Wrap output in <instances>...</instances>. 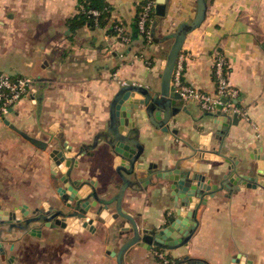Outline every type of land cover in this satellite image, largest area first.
<instances>
[{
	"label": "crops",
	"instance_id": "crops-1",
	"mask_svg": "<svg viewBox=\"0 0 264 264\" xmlns=\"http://www.w3.org/2000/svg\"><path fill=\"white\" fill-rule=\"evenodd\" d=\"M106 1L111 12L103 27L85 24L71 32L65 22L75 14L76 0H0V72L35 79L27 96L12 109V119L0 120L10 129H0V211L22 205L28 214L35 206L46 209L56 201L51 180L56 168L49 151L57 147L63 148L68 162L73 159L74 177L90 180L104 198L116 192L113 183L121 180L105 137L109 102L120 86L118 81L159 87L170 35L180 22L193 19L196 0H164L163 15L157 14L159 0H152L150 39L146 40L134 28L136 5L143 0ZM206 4L204 20L186 35L178 57L182 81L213 94L214 62L217 57L224 59L227 80L237 89V104L248 119L237 115L221 152L237 160L238 171L246 173L248 165H255L254 158L264 156V0H206ZM116 21L125 27L128 44L108 32ZM185 105L190 115L181 113L171 123L176 134L156 130L144 118L134 119L144 147L142 166L153 163L166 168L180 160L181 167L206 173L215 181L214 175L225 172L226 163L184 159L192 152L181 140L213 127L211 117H205L195 102ZM5 120L51 146L36 147ZM78 149L83 150L80 155L75 154ZM153 182L127 189L122 199L124 211L140 228H157L171 210L169 182ZM113 210L112 204L96 216L90 208L92 231L65 228L47 230L42 236L15 228L3 231L5 258L0 256V264H116L107 245L116 251L125 239L116 237L119 219L112 218ZM195 220L185 244L162 249L170 264L184 257L205 264H232L234 259L264 264L263 188L216 192L200 204ZM0 223L6 230L5 221ZM155 250L131 247L123 255V264H162ZM10 255L13 261H7Z\"/></svg>",
	"mask_w": 264,
	"mask_h": 264
},
{
	"label": "water",
	"instance_id": "water-1",
	"mask_svg": "<svg viewBox=\"0 0 264 264\" xmlns=\"http://www.w3.org/2000/svg\"><path fill=\"white\" fill-rule=\"evenodd\" d=\"M159 0L157 14L163 15L162 2ZM207 9L206 0H196V12L193 19L189 22H180L175 31L171 33V45L165 56L162 72L160 74L159 87L147 86L143 84L126 83L120 85L113 95L108 105V126L106 130L107 142L111 147L113 155V167L121 183L114 194L108 197H99L94 184L88 181L83 189L77 190L72 186L68 190L74 193L73 199L83 210L94 208L97 214L103 215L110 205L113 204V219H119L115 224L117 228L116 237L124 238L119 248L114 251L111 244L107 245V250L111 256L115 257L116 264H123V255L135 246L146 250L152 249H175L182 246L189 240L192 231L197 223L195 213L200 204H204L216 192L238 190L241 187L264 189V156L262 159L254 158L255 165H248L246 173L239 172L236 168L238 161L221 152L223 139L231 125L238 122L236 113L224 114L220 111L215 113L205 112V117H211L213 127L207 132H195L189 135L181 142L189 148L191 155L184 159L195 158V160L218 161L227 164L225 172L214 176V178L203 172H197L189 168H183L180 160L175 161L172 166L166 168H157L156 164L150 163L142 166L144 147L138 139V128L134 119L144 118L156 130L176 134L177 129L171 128V123L176 121L178 115H190L186 107V102L180 97L172 85V77L177 59L179 57L182 45L186 35L199 27L205 18ZM133 121V122H132ZM131 122L133 124H131ZM5 124L18 132L22 137L38 148L46 149L51 146L48 142L34 138L18 129L15 125L5 120ZM215 130L214 134L213 131ZM49 158L52 160V166L65 171L63 163L66 161L64 151L58 148H51ZM252 158V157H251ZM253 159V158H252ZM67 163V162H66ZM54 171V169L52 170ZM142 173L144 176H139ZM154 179V184L158 181H168L169 200L171 208L162 218L161 223L155 229L140 228L133 216L124 211L122 199L125 191L137 184ZM91 199V200H90ZM25 206H17L15 209L6 207L0 211V221H5L7 229H0V233H10L13 228L27 233L39 236L40 230L36 228H27L31 222L26 219L25 227L19 223L27 215ZM19 210V211H17ZM93 218L87 215L79 222H69V229L64 223L62 228H67L70 232L82 230H93ZM49 226V222L45 223ZM12 248V246H10ZM0 256L5 258V251L0 241ZM13 261L14 256L10 255L7 261ZM174 264H205L201 260L184 257ZM232 264H241L239 260L234 259Z\"/></svg>",
	"mask_w": 264,
	"mask_h": 264
},
{
	"label": "built area",
	"instance_id": "built-area-1",
	"mask_svg": "<svg viewBox=\"0 0 264 264\" xmlns=\"http://www.w3.org/2000/svg\"><path fill=\"white\" fill-rule=\"evenodd\" d=\"M153 1L146 3L137 24L138 32L145 34L147 39H150L149 29L145 27V22L148 18V12L151 9ZM93 15H97L98 12L92 10ZM115 36L122 44H128L130 42L129 36L125 27L117 22L114 26ZM182 61L177 59L173 71V77L171 85L179 92L180 97L185 102H195L198 108L203 112L215 113L220 111L224 114L236 113L244 119H248L244 111L238 106L237 98L238 91L235 87L229 84L227 75L225 73V61L222 57H217L214 62L213 74L215 77V92L213 94L205 93L189 85H186L182 81ZM35 79L27 75H14L11 73L0 72V120L6 118L11 113L14 106L31 90ZM119 85L126 84L123 81H118ZM135 84L134 82H132ZM155 255L159 258L162 264H170L169 260L165 257L162 250H155Z\"/></svg>",
	"mask_w": 264,
	"mask_h": 264
},
{
	"label": "flooded vegetation",
	"instance_id": "flooded-vegetation-1",
	"mask_svg": "<svg viewBox=\"0 0 264 264\" xmlns=\"http://www.w3.org/2000/svg\"><path fill=\"white\" fill-rule=\"evenodd\" d=\"M105 137L108 139L106 134H105ZM57 148L61 151H64L63 148H60V147H57ZM82 151H83L82 149H78L75 154L80 155ZM64 155H65V151H64ZM73 163L74 162L72 158H70L69 162L66 158V161L63 163V166H65L64 172H62L60 168L58 167L56 170L52 171V174H51L52 188L54 191L56 201L53 202L51 205H49L48 208L46 209H44L43 207H39V206L33 207L29 211V213L19 223L21 227L25 225L26 219L30 218L31 222L27 230H29V228H33L30 225L35 223L36 224L35 228L41 231L40 236H42L47 230L63 231V229L65 228H62L60 226L61 223H64L69 229L68 221L69 222H79L80 219L83 220L84 218L87 217L90 208L84 211L83 210L84 208L81 207L85 199H82L78 205L73 199L74 197L73 191L68 190V187L72 186L74 189L81 190L84 188L85 185H88V181L90 180H86L83 177H74V164ZM112 165H113V162H112ZM120 183L117 185L113 183L114 187H116L115 188L116 190H117V187L120 185ZM142 183H140L141 186L139 184L138 186L139 188L143 187ZM98 196L102 197L99 194ZM95 213H96V216L98 215L100 216V214H97V212ZM98 221L99 220L96 219V222ZM46 222H49V226L45 225Z\"/></svg>",
	"mask_w": 264,
	"mask_h": 264
},
{
	"label": "trees",
	"instance_id": "trees-1",
	"mask_svg": "<svg viewBox=\"0 0 264 264\" xmlns=\"http://www.w3.org/2000/svg\"><path fill=\"white\" fill-rule=\"evenodd\" d=\"M149 1L152 0H143L142 2L136 5V12L134 19V28L136 34L139 33L137 24L140 18V14L142 13L146 3ZM75 8H76L75 14L69 17L68 19H66L65 22L66 26L69 28L71 32H74L76 29H78L79 27L85 24L91 28H94L96 26L103 27L110 18L111 6L108 4L106 0H76ZM92 10L97 11L98 14L96 16L93 15L91 13ZM150 11L151 9L148 12V18L145 22V27L147 30L149 29L150 17L152 15ZM116 23L117 21L113 22L111 24L110 29H108V32L112 35H115L116 33L114 28ZM141 35L144 36L145 40L147 39L144 33ZM160 250L161 249H159V251Z\"/></svg>",
	"mask_w": 264,
	"mask_h": 264
},
{
	"label": "rangeland",
	"instance_id": "rangeland-1",
	"mask_svg": "<svg viewBox=\"0 0 264 264\" xmlns=\"http://www.w3.org/2000/svg\"><path fill=\"white\" fill-rule=\"evenodd\" d=\"M29 76H31V75H29ZM32 77V76H31ZM190 101H188V103H189ZM5 119H12V117H11V115L10 114H8L7 116H6V118ZM0 129L1 130H10L7 126H4V125H2V124H0ZM1 222V221H0ZM0 225H1V223H0ZM1 229V228H0Z\"/></svg>",
	"mask_w": 264,
	"mask_h": 264
}]
</instances>
